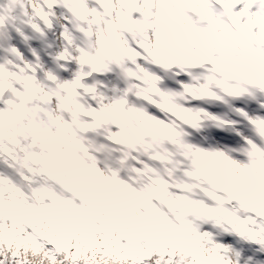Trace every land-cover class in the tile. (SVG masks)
Returning a JSON list of instances; mask_svg holds the SVG:
<instances>
[{
  "label": "clouds",
  "instance_id": "9594fccd",
  "mask_svg": "<svg viewBox=\"0 0 264 264\" xmlns=\"http://www.w3.org/2000/svg\"><path fill=\"white\" fill-rule=\"evenodd\" d=\"M0 264H264V0H0Z\"/></svg>",
  "mask_w": 264,
  "mask_h": 264
}]
</instances>
